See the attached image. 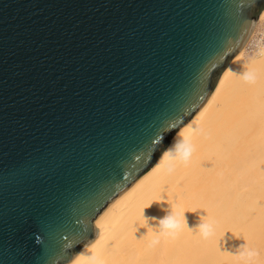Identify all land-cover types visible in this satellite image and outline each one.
<instances>
[{"label":"water","instance_id":"water-1","mask_svg":"<svg viewBox=\"0 0 264 264\" xmlns=\"http://www.w3.org/2000/svg\"><path fill=\"white\" fill-rule=\"evenodd\" d=\"M264 0H0V264H69L157 164Z\"/></svg>","mask_w":264,"mask_h":264},{"label":"bare ground","instance_id":"bare-ground-1","mask_svg":"<svg viewBox=\"0 0 264 264\" xmlns=\"http://www.w3.org/2000/svg\"><path fill=\"white\" fill-rule=\"evenodd\" d=\"M69 264H264V11L156 166Z\"/></svg>","mask_w":264,"mask_h":264}]
</instances>
